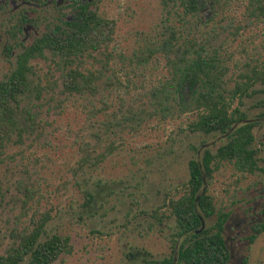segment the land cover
I'll return each instance as SVG.
<instances>
[{
    "label": "rangeland",
    "instance_id": "374dc122",
    "mask_svg": "<svg viewBox=\"0 0 264 264\" xmlns=\"http://www.w3.org/2000/svg\"><path fill=\"white\" fill-rule=\"evenodd\" d=\"M93 7L116 22L111 41L79 61L82 71L96 74L95 91H66L62 73L71 65L64 67L49 51L30 61L17 114L24 133H14L0 155V253L49 212L42 239L66 234L73 246L54 264H143L169 256L177 223L165 203L181 194L189 160H201L206 148L215 152L229 134L187 130L193 114L178 109L167 57L175 54L162 44L172 39V49L186 57L198 51L215 57L231 86L248 66L264 63V13L253 11L250 0H214L193 15L179 0H95ZM24 9L38 25L26 24L17 37L11 31L20 12L0 16V80L23 46L52 26V7ZM262 87L256 84L241 106L259 121L253 129L259 168L239 173L225 163L204 185L216 210L229 212L228 264H264V231L249 240L264 220ZM106 152L100 162L83 161ZM216 218H206L204 227Z\"/></svg>",
    "mask_w": 264,
    "mask_h": 264
},
{
    "label": "trees",
    "instance_id": "16d2710c",
    "mask_svg": "<svg viewBox=\"0 0 264 264\" xmlns=\"http://www.w3.org/2000/svg\"><path fill=\"white\" fill-rule=\"evenodd\" d=\"M179 1L185 13L193 15L204 7L213 5L214 0ZM250 3L253 11L264 13V0H250ZM64 14L57 17L49 31L23 46L16 56L14 68L0 80V155L14 133L19 137L24 133L17 114L19 96L28 91L29 74L32 72L31 59L42 57L45 51H49L64 67L71 65L62 73L66 91L84 93L86 90L93 92L96 89V74L82 71L79 61L111 41L116 22L113 18L101 16L97 10L90 8L88 2L79 4L70 20ZM25 21L33 20L23 15L14 28V37L23 32ZM174 46L172 39L165 40L162 44V48L168 53L175 54V59L168 53L167 57L173 64L176 78L178 109L193 114L186 123L187 130L206 134L228 133L229 138L215 152L206 148L201 160H189V179L183 185L181 194L178 197L169 196L165 203L177 223L171 254L159 259H144L143 264H228L231 252L224 231L229 212L216 210L214 197L205 190L204 185L206 179L211 178L225 163H231L239 173H253L259 168L257 149L253 147V129L259 121L250 120L241 106L244 104L243 98L251 90L253 92L256 84L263 85L258 90L264 91V63L248 66L239 73L231 86L224 79V73L219 70L215 57L199 51L196 56L186 57L184 50H173ZM10 48L11 45L7 46V49ZM259 116L264 117V111ZM108 152L101 153L94 159L85 157L83 161L100 162ZM91 201L92 196H89L87 202ZM152 214L156 218L161 216L159 209L153 210ZM214 214H217L216 221L204 227L205 219ZM50 218L51 214L45 212L31 226L20 230L14 243L5 253H0V264H25L27 259L30 264H54L62 253L72 252L69 235L52 234L42 239ZM252 229L249 240L254 242L264 231V220L258 221Z\"/></svg>",
    "mask_w": 264,
    "mask_h": 264
},
{
    "label": "flooded vegetation",
    "instance_id": "af4514ba",
    "mask_svg": "<svg viewBox=\"0 0 264 264\" xmlns=\"http://www.w3.org/2000/svg\"><path fill=\"white\" fill-rule=\"evenodd\" d=\"M86 2L90 4V8L95 9L93 7L95 0H81L80 2L77 0H0V16L20 12V19L23 18V15L32 18V22L25 21V23L23 24L24 30V26L26 24H32L34 25V27L38 25L37 20L28 15V12L26 11V9H24L25 7L33 11L52 7L55 12L53 22H55L57 21V17L60 16L61 13H65V18H68L70 20L72 18V15L76 13V9H78L79 4H85ZM70 12L72 14L68 16ZM12 33L13 31H11V34ZM18 34H21V32H19Z\"/></svg>",
    "mask_w": 264,
    "mask_h": 264
}]
</instances>
